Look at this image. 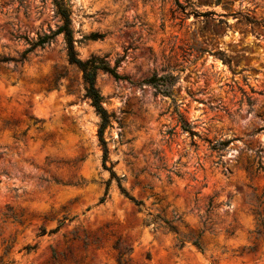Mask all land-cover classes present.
<instances>
[{
  "label": "rangeland",
  "instance_id": "374dc122",
  "mask_svg": "<svg viewBox=\"0 0 264 264\" xmlns=\"http://www.w3.org/2000/svg\"><path fill=\"white\" fill-rule=\"evenodd\" d=\"M58 2L0 0V264H264V0H62L76 58L128 79L97 72L102 138L64 36L23 58Z\"/></svg>",
  "mask_w": 264,
  "mask_h": 264
},
{
  "label": "trees",
  "instance_id": "16d2710c",
  "mask_svg": "<svg viewBox=\"0 0 264 264\" xmlns=\"http://www.w3.org/2000/svg\"><path fill=\"white\" fill-rule=\"evenodd\" d=\"M57 11L58 14L61 17L62 25L55 30L54 32L44 35L43 37H39L36 42L32 43L30 48L25 51L24 56L31 52L36 47H44L45 45L49 44L54 37L57 35L62 34L66 40L67 50H68V58L69 62L71 64L76 65L82 72L83 78L85 83L87 84V96L90 98L92 105L96 109L97 113L100 115L101 118V125L98 130V135L100 138H102L104 131L110 126V120L113 117L110 115L103 107L102 105V99L99 96L97 90L94 87L95 79L97 72H102L104 74H108L113 80L115 81H123L128 79L124 76H121L118 74L117 69L120 64V60L116 61L113 67H110L103 59L98 58H92L86 62H81L76 58V53L74 51V40L72 36V30L70 28V15L71 12L68 8V6L60 0V2L57 3ZM92 40H96L100 38L97 35H93ZM28 42V41H27ZM176 78L173 76H153L152 78L148 80H144L142 83L151 85L153 89H155L156 94L161 95H170V89L174 85ZM141 83V84H142ZM181 128L183 131L187 132L190 137H198L195 132L192 131V128L189 124L184 123L180 119ZM105 145V142H103ZM230 144V141L225 142H219L212 146H210V150L216 151V152H222L228 145ZM107 156V149L104 148V157ZM112 177H115L114 174H112ZM126 197L137 207L141 205V202L134 200L132 197ZM255 202L258 204L257 206L260 207L264 204V194L260 196H254ZM252 214L255 215L256 220V228L253 232L255 235V239H263L264 238V208L262 209V214L257 211V209L252 210ZM168 231L175 232L174 227L167 226L166 227ZM57 229L50 231L49 233H55ZM45 232L42 231V235H44ZM193 245L201 251V246L198 243V240L193 241ZM114 249L118 251V260L117 263L121 264L119 261V258L122 257L124 254H127L129 251L125 249L124 251H120V248L118 244L114 246ZM254 248H250V250H253ZM53 260L57 259V255L55 252H53L52 255Z\"/></svg>",
  "mask_w": 264,
  "mask_h": 264
},
{
  "label": "bare ground",
  "instance_id": "6f19581e",
  "mask_svg": "<svg viewBox=\"0 0 264 264\" xmlns=\"http://www.w3.org/2000/svg\"><path fill=\"white\" fill-rule=\"evenodd\" d=\"M43 104L45 105V103H43ZM48 106H49V104H48ZM41 107H42V106H40V107H38V108L40 109ZM45 107H46V109L49 108V107H47L46 105H45ZM43 108H44V106H43ZM41 109H42V108H41ZM46 109H45V110H46ZM45 110L42 109L43 112H44Z\"/></svg>",
  "mask_w": 264,
  "mask_h": 264
}]
</instances>
